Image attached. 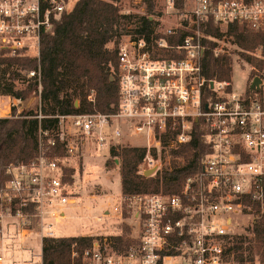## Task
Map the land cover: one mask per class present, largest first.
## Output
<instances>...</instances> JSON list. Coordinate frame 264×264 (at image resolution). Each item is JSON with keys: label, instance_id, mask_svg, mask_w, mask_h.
I'll return each instance as SVG.
<instances>
[{"label": "built area", "instance_id": "obj_1", "mask_svg": "<svg viewBox=\"0 0 264 264\" xmlns=\"http://www.w3.org/2000/svg\"><path fill=\"white\" fill-rule=\"evenodd\" d=\"M70 5L71 0H0V49L12 55L25 50L39 58L42 35ZM163 13L170 21L166 29L161 30L160 20L150 36L129 34L119 44L116 112L60 116V132L40 130L36 159L5 168L8 180L0 187V264H6V249L13 255L33 253L26 242L32 235L41 245L44 238H55L54 222L81 202L75 181H64L63 165L80 157L86 142L96 151L110 152L124 144L145 148L141 173L156 168L155 176L171 171L172 161L184 164L171 152L190 143L200 128L211 148L200 172L188 176L179 193L121 195L97 218L98 222L115 218V234L102 236L84 228L79 235L95 237L93 247L83 253V264H263L259 257L249 259L246 245L240 252L233 249L264 216L263 48L241 49L263 63L260 67L244 57L251 72L242 93L234 91L231 80L207 79L202 59L206 25L220 28L222 34L231 27L264 33V0H185L182 8L177 0H167ZM209 39L217 44L216 56L226 54L219 47L223 38ZM28 77L40 79V68ZM256 78L260 83L251 89ZM22 104L0 96V118H12L15 108L19 116ZM66 123L73 131L68 135L63 130ZM132 137L143 138L144 143L133 145ZM59 145L66 159L48 155ZM126 211L134 242L121 250L118 239ZM11 261L17 264L14 256Z\"/></svg>", "mask_w": 264, "mask_h": 264}, {"label": "trees", "instance_id": "obj_2", "mask_svg": "<svg viewBox=\"0 0 264 264\" xmlns=\"http://www.w3.org/2000/svg\"><path fill=\"white\" fill-rule=\"evenodd\" d=\"M143 2L148 14L140 16L138 27L127 35L150 36L155 31V16L161 15V12L156 10V0ZM120 3L121 0H77L60 15L53 28L42 35L39 58L28 55L25 50H18L12 55V51L0 49V96L21 101L35 100L19 116L0 118V187L8 180L5 168L10 163H27L39 156L40 130L60 132V116L116 112L119 103L118 47L124 35V20L134 17L132 14H123ZM184 4L185 0H177L179 7L182 8ZM203 32L206 37L202 67L204 76L209 80L230 81L233 71L230 54L216 56L214 50L217 44L209 39L210 36L218 39L225 35L233 37L234 43L244 51L262 47L264 52V33H251L231 27L227 34H222L220 28L212 24L206 25ZM180 42L181 37L175 43ZM242 56L257 66L263 65L244 53ZM39 68L40 79L28 77L30 72ZM204 134L202 128L198 129L190 143L171 152L174 158L185 160L184 164L172 161L171 171L145 177L141 173V164L147 150L131 146L112 147L107 167L110 169L117 162L120 164L121 192L124 197L179 193L185 179L200 172L202 159L211 152L205 143ZM51 153L48 155L60 160L67 157L61 145ZM63 167L64 181L74 183L75 168L69 165ZM129 217L126 211L123 225L125 232L118 239L121 250L134 242L130 237L132 227L127 222ZM250 233V236L239 239L233 249L240 252L246 245L249 259L259 257L264 264V216ZM94 242L95 237L79 235L44 238L42 264H83V253L92 248Z\"/></svg>", "mask_w": 264, "mask_h": 264}, {"label": "rangeland", "instance_id": "obj_3", "mask_svg": "<svg viewBox=\"0 0 264 264\" xmlns=\"http://www.w3.org/2000/svg\"><path fill=\"white\" fill-rule=\"evenodd\" d=\"M77 0H71L70 7ZM167 0H156V10L161 12V15L155 16L154 22L156 28H159L158 22H163L161 30L166 29L170 25L168 17L163 13L165 10ZM123 14H132L134 17L131 20H124L122 33L124 34L121 42L125 41L127 34L138 27V19L140 16L147 15V8L143 0H121L120 3ZM120 42V43H121ZM109 47H112L110 45ZM219 47L226 51V54H230L232 58V85L233 89L237 93L244 92L247 80L250 77L251 66L244 60L242 56V50L234 43L231 37H223V41L219 43ZM228 52V53H227ZM35 100L23 101L19 109L21 113L28 110L30 106L34 104ZM16 109V108H15ZM13 115H18V109L13 110ZM64 132L68 135L72 133V127L70 123H66L63 126ZM133 145L144 143L143 138L132 137L129 139ZM123 146H126L125 144ZM164 158H167V154H164ZM110 160V152L107 148L96 151L94 146L90 142H86V146L80 155V157L73 158L68 163L76 170L75 174V194L80 197L81 202L73 207L71 211H68L67 223L65 224V233H72L85 228V230H91L93 233L101 234L102 236H110L115 234V218L103 217V222H98L97 218L102 217L104 213L112 208V205L118 201V198L122 195L121 192V176H120V164L117 163L115 167L108 169L107 162ZM73 217V218H71ZM55 224V223H54ZM124 222L121 225L124 235ZM57 230V224H55ZM29 244V248L33 249L27 252H16L15 255L10 250H5L6 264H13L12 258L14 256L17 264H21L23 260L27 261L26 264H41V241L37 235H32L26 239ZM21 247H19L20 249ZM32 255L34 259L32 260Z\"/></svg>", "mask_w": 264, "mask_h": 264}, {"label": "crops", "instance_id": "obj_4", "mask_svg": "<svg viewBox=\"0 0 264 264\" xmlns=\"http://www.w3.org/2000/svg\"><path fill=\"white\" fill-rule=\"evenodd\" d=\"M68 215V212H66V215H65V218L59 220V222L55 223L57 224V230H56V237H65V236H74V235H80L82 230H84L83 227H81V229L77 230V231H74V234H72L71 232L70 233H65V224L67 223V220L69 219V217L67 216ZM73 218V217H71ZM54 224V226H55ZM55 229H56V226H55ZM41 253H42V245H41ZM41 264H42V259H41Z\"/></svg>", "mask_w": 264, "mask_h": 264}, {"label": "water", "instance_id": "obj_5", "mask_svg": "<svg viewBox=\"0 0 264 264\" xmlns=\"http://www.w3.org/2000/svg\"><path fill=\"white\" fill-rule=\"evenodd\" d=\"M112 80H115V78H112ZM259 83H260L259 78H256L255 81L253 82V84L251 85V89L258 86ZM76 106H78V103H76ZM155 172H156V168H153L151 170H147L146 172H144V176L145 177H151Z\"/></svg>", "mask_w": 264, "mask_h": 264}]
</instances>
